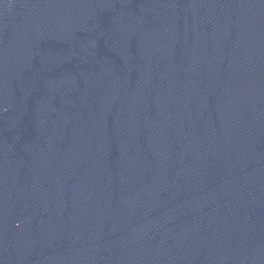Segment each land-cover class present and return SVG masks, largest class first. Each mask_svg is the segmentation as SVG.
I'll return each mask as SVG.
<instances>
[{"label": "water", "instance_id": "95a60500", "mask_svg": "<svg viewBox=\"0 0 264 264\" xmlns=\"http://www.w3.org/2000/svg\"><path fill=\"white\" fill-rule=\"evenodd\" d=\"M0 264H264V0H0Z\"/></svg>", "mask_w": 264, "mask_h": 264}]
</instances>
